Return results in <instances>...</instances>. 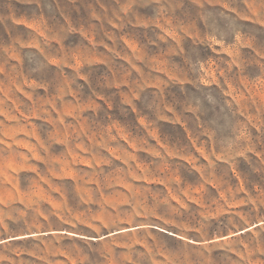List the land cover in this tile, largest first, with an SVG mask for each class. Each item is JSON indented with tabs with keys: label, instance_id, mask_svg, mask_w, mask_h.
Instances as JSON below:
<instances>
[{
	"label": "rangeland",
	"instance_id": "rangeland-1",
	"mask_svg": "<svg viewBox=\"0 0 264 264\" xmlns=\"http://www.w3.org/2000/svg\"><path fill=\"white\" fill-rule=\"evenodd\" d=\"M262 12L0 0V264H264Z\"/></svg>",
	"mask_w": 264,
	"mask_h": 264
},
{
	"label": "clouds",
	"instance_id": "clouds-1",
	"mask_svg": "<svg viewBox=\"0 0 264 264\" xmlns=\"http://www.w3.org/2000/svg\"><path fill=\"white\" fill-rule=\"evenodd\" d=\"M262 6H264V0H262ZM261 18H264V12H262V17ZM230 27H231V29H232V32H236V27H235V21H232L231 22V24H230ZM228 33H222L221 35H220V38H221V40H223L224 39V37H225V35H227ZM236 34H237V38H238V32H236ZM237 57H239V52H235L234 53ZM207 99H208V101L210 102V103H212L213 102V98L209 95L208 97H207Z\"/></svg>",
	"mask_w": 264,
	"mask_h": 264
}]
</instances>
